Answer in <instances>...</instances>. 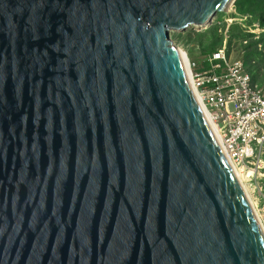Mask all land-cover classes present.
<instances>
[{
	"label": "water",
	"instance_id": "1",
	"mask_svg": "<svg viewBox=\"0 0 264 264\" xmlns=\"http://www.w3.org/2000/svg\"><path fill=\"white\" fill-rule=\"evenodd\" d=\"M236 1L0 0V264H264L170 35Z\"/></svg>",
	"mask_w": 264,
	"mask_h": 264
},
{
	"label": "built area",
	"instance_id": "2",
	"mask_svg": "<svg viewBox=\"0 0 264 264\" xmlns=\"http://www.w3.org/2000/svg\"><path fill=\"white\" fill-rule=\"evenodd\" d=\"M191 69L193 86L211 113L228 157L243 166L259 162L264 85L254 81L242 60L229 57L226 47L205 55L200 63L191 62Z\"/></svg>",
	"mask_w": 264,
	"mask_h": 264
},
{
	"label": "rangeland",
	"instance_id": "3",
	"mask_svg": "<svg viewBox=\"0 0 264 264\" xmlns=\"http://www.w3.org/2000/svg\"><path fill=\"white\" fill-rule=\"evenodd\" d=\"M254 3L258 8L264 6V0H254ZM252 18L250 14H239L233 4L229 11L218 13L207 27L191 26L185 30L172 31L170 35L174 45L185 50L190 61L199 63L206 54L226 47L229 57L242 60L253 79L255 77L254 81L264 85V65L258 63L264 53V40L260 37L264 28L261 30L256 27L259 21L254 20L251 23ZM245 34L252 36L244 37ZM259 39H262V42L257 43ZM254 60L259 69L252 73L250 70L253 69ZM258 161L254 165L248 164L250 169L240 166L245 169L247 175L243 177L241 184L248 197H251L249 200L264 229V147Z\"/></svg>",
	"mask_w": 264,
	"mask_h": 264
},
{
	"label": "bare ground",
	"instance_id": "4",
	"mask_svg": "<svg viewBox=\"0 0 264 264\" xmlns=\"http://www.w3.org/2000/svg\"><path fill=\"white\" fill-rule=\"evenodd\" d=\"M231 7V6H230ZM229 7V8H230ZM209 24V22H208ZM206 25V24H205ZM204 27H207V26H204ZM177 52H178V55H179V58L183 64V67H184V70H185V73L187 75V78L190 82V85L193 89V93L195 94V97H197V101H199V104H200V109L202 110V112L204 113V116L205 118L207 119V121L209 122L210 124V127L212 128L215 136H216V139L218 141V143H220V140H221V137L219 135V132L217 130V127L213 121V118L211 116V113L208 111L205 103L202 101L201 97L199 96V93L196 91L195 87L193 86V81H192V77H191V68H190V58L188 57L187 53L185 52V50L181 49V48H176ZM221 145V144H220ZM225 152V151H224ZM225 154L227 155V153L225 152ZM228 156V155H227ZM227 160L231 166V168L233 169L234 173L236 174V176L238 177V179L241 181H243V177L247 176L246 173H245V169H243L242 167L238 166L237 164H235L229 157H227ZM244 188V187H243ZM245 189V188H244ZM246 191V190H245ZM247 193V192H246ZM251 198V197H249ZM251 202V201H250ZM261 222V221H260Z\"/></svg>",
	"mask_w": 264,
	"mask_h": 264
},
{
	"label": "trees",
	"instance_id": "5",
	"mask_svg": "<svg viewBox=\"0 0 264 264\" xmlns=\"http://www.w3.org/2000/svg\"><path fill=\"white\" fill-rule=\"evenodd\" d=\"M235 6L239 14H243V15L250 14L253 16V18L250 20L251 23H253V21L256 20V21H259L260 27H264V6H261L258 8V5L254 3V0H237L235 2ZM247 36H252V34L244 35V37H247ZM260 37L261 38L263 37V40H264V32L261 34ZM261 40L262 39H259L256 42L257 43L262 42ZM259 59L263 63H261L259 60H258V63L260 65H264V53H262ZM255 64H256V60H254V65L252 66L253 69L250 70L252 73H255V70L259 69V66Z\"/></svg>",
	"mask_w": 264,
	"mask_h": 264
},
{
	"label": "clouds",
	"instance_id": "6",
	"mask_svg": "<svg viewBox=\"0 0 264 264\" xmlns=\"http://www.w3.org/2000/svg\"><path fill=\"white\" fill-rule=\"evenodd\" d=\"M221 13V12H220ZM215 18V17H214ZM213 21V20H212ZM211 21V22H212ZM204 26H209V24L208 23H206V25H204ZM204 26H202V27H204ZM257 26L260 28V29H263L264 27H260V25L259 24H257ZM256 26V27H257ZM259 33V32H258ZM208 54H210V53H208ZM207 55V54H206ZM204 57V56H203ZM191 62H193V61H190V68H191ZM191 72H192V69H191ZM191 77H192V74H191ZM220 144V143H219ZM221 146V145H220ZM222 148V147H221ZM222 150H223V148H222ZM223 152H224V150H223ZM224 154H225V152H224ZM226 155V154H225ZM226 157H228L227 155H226ZM232 160V159H231ZM233 161V160H232ZM234 162V161H233ZM235 164H237L236 162H234ZM239 166H241L240 164H238ZM243 166V165H242ZM243 167H246V168H248V166H243ZM248 169H250V168H248ZM252 173L254 174V170L252 171Z\"/></svg>",
	"mask_w": 264,
	"mask_h": 264
}]
</instances>
